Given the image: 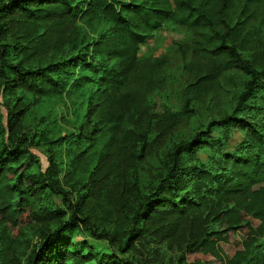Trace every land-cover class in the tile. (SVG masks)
Wrapping results in <instances>:
<instances>
[{"label": "trees", "instance_id": "trees-1", "mask_svg": "<svg viewBox=\"0 0 264 264\" xmlns=\"http://www.w3.org/2000/svg\"><path fill=\"white\" fill-rule=\"evenodd\" d=\"M94 18L108 31L94 42L95 59L107 56L112 67H99L84 50L80 23ZM168 21L196 32L198 50L212 64L237 69L248 77L239 106L264 90V0H9L0 3V97L16 92L42 99L62 91L54 75L90 67L98 74V89L108 104L111 136L103 146L97 175L100 181L124 178L121 209L129 228L122 236L93 229V236L149 254L163 244L183 245L178 264H264V131L238 117L212 122L193 140L175 144L169 165L154 190L142 195L128 175L152 151L150 136H168L192 111L190 101L213 90V78L200 79L186 89L185 112L151 116L142 92L154 80L139 62L141 47ZM75 55L53 61L67 44ZM80 68V69H81ZM80 88V80H77ZM130 86L136 87L131 91ZM79 88V89H80ZM93 99V98H92ZM5 105L7 123L1 112ZM91 108L89 107V110ZM28 108L20 98L14 104L0 101V264H89L80 244L64 238L79 224L91 229L89 205L80 203L47 208L41 200L48 191L66 195L50 156L47 173L33 169L37 158L30 151L34 137L21 130ZM242 131L244 138L233 150L218 139L216 127ZM98 130H79L93 141ZM217 137V138H216ZM210 150L204 161L202 154ZM39 163V162H38ZM38 226L39 244L22 252L26 228ZM95 230V231H94ZM156 244L149 249L148 244ZM180 245V244H178ZM156 253L153 254L155 256ZM98 264H163L156 260L103 255Z\"/></svg>", "mask_w": 264, "mask_h": 264}, {"label": "rangeland", "instance_id": "rangeland-1", "mask_svg": "<svg viewBox=\"0 0 264 264\" xmlns=\"http://www.w3.org/2000/svg\"><path fill=\"white\" fill-rule=\"evenodd\" d=\"M3 1L9 0H0V3ZM80 29L84 36L82 45L93 42L84 50L88 58L98 67L101 64L112 67L114 61L108 60L107 56H102L100 60L93 58L94 42L108 31L109 26L97 19L85 18L80 23ZM262 33L264 34V28ZM201 45L195 31L168 21L141 47L139 62L154 76V80L142 92L144 109L151 116L185 112L188 100L186 89L189 85L205 78H213L216 82L212 91L190 101V107L193 108L191 113L188 111L183 122L168 136L161 140L157 139L155 132L150 136L152 151L127 172L142 195L154 190L169 165L168 153L173 146L193 140L212 122L234 116L264 131V90L240 107V96L245 89L247 75L237 69L226 70L218 64L210 63L198 50ZM76 51L75 43L64 45L61 52L54 54L51 60L69 58ZM80 68L54 75L60 79L62 91H53L42 99L20 92L9 95L8 99L3 95L0 97L1 104L11 101L14 104L20 98L28 108L20 125L25 135L35 139L30 151L38 161L33 169L38 171L41 168L42 172L47 173L51 167L50 156L57 164L60 185L67 196L48 191L41 204L47 208H64L71 215L70 203L76 207L83 197L89 205L85 214L89 215L94 227L88 229L79 224L71 233H66L64 238L80 244L78 249L81 254H92L93 260L89 264H98L101 256L114 254L126 259H154L163 264H178L184 245L181 243L160 245L153 256L154 253L149 254L140 245L138 250L125 248L121 252L116 243L93 236L95 227L97 234L104 230L122 236L129 226L121 209L124 178L119 175L102 182L99 180L100 175H97L101 150L111 136L112 121L108 115V104L98 89V74L90 67ZM77 80H80L82 88L75 84ZM135 88L130 86L129 89L134 91ZM1 112L4 123H7L8 112L5 105L1 106ZM95 128L98 131L91 136L94 137L93 141L79 137L80 129ZM216 134L222 140L227 139L229 134L226 150H233L244 138L242 131L227 130L222 126L216 127ZM209 154L210 150L204 151V161L209 158ZM41 230L37 225L26 228L21 237L22 252H28L39 244ZM2 234L3 228L0 226V238ZM147 246L149 249L156 248L155 243ZM187 262L191 263L190 260Z\"/></svg>", "mask_w": 264, "mask_h": 264}]
</instances>
